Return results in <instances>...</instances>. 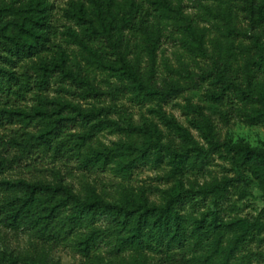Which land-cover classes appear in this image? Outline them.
Masks as SVG:
<instances>
[{
	"label": "trees",
	"instance_id": "1",
	"mask_svg": "<svg viewBox=\"0 0 264 264\" xmlns=\"http://www.w3.org/2000/svg\"><path fill=\"white\" fill-rule=\"evenodd\" d=\"M201 1L207 2H199L202 13L193 16L180 0H69L61 10L69 23L63 34L81 49L86 62L81 67L51 43L56 29L51 0H0V128L21 125L8 141L0 136V144L18 149L12 157L0 152V226L23 230L48 245L69 244L81 258L78 264H151L154 254L175 248L192 252L193 264H231L264 233V209L253 220L226 223L218 210L199 217L184 212L185 200L194 197L211 198L217 208L229 200L230 190L244 199L247 176L264 189V148L221 140L201 108L188 107L206 149L165 116L181 145L163 144L147 127H130L125 130L127 140L92 148L88 142L95 133L121 130L108 117L112 106L83 109L61 95L53 100L47 96L51 85L58 84L59 94L97 100L104 93L90 76V70H96L116 79L113 86L106 81L112 100L127 92L138 104H162L187 89L203 87L209 103L226 106L245 125L264 128V0ZM237 12L247 27L237 24ZM215 20L218 37L211 38L208 28L199 24ZM164 39L178 42L196 65V70L186 66L182 74L164 64L166 75H186L189 86L171 77L158 79ZM198 58L208 62L198 63ZM74 125L83 132L66 133ZM30 126L37 129L28 130ZM135 134L140 141L133 140ZM69 143L75 146L80 168L112 170L123 180L139 165L161 163L164 151L174 175L200 172L217 156L233 164L236 177L180 190L160 204L149 203L144 191L134 193L123 185L114 201H106L89 184L76 191L59 171H51L53 181L1 177L19 162H36L34 156L40 153H62ZM45 255L27 256L22 262L48 264ZM0 264L19 260L2 255Z\"/></svg>",
	"mask_w": 264,
	"mask_h": 264
},
{
	"label": "rangeland",
	"instance_id": "2",
	"mask_svg": "<svg viewBox=\"0 0 264 264\" xmlns=\"http://www.w3.org/2000/svg\"><path fill=\"white\" fill-rule=\"evenodd\" d=\"M69 0H51L54 6L53 23L56 26L55 32L51 37L52 45H59L68 54L70 59L81 66L86 67V62L83 60L81 49L74 45L63 33L64 25L69 23L62 19L61 10L66 7ZM184 6L186 13L190 15H198L201 12L199 2L206 4L201 0H180ZM236 12V9L233 8ZM238 13L239 26L247 27V21ZM216 21L202 22L199 25L208 28L210 37H218L215 24ZM222 23V22H219ZM239 42L236 40L234 45L237 48ZM211 52L212 47L209 42L206 44ZM236 52H238L236 50ZM198 63H207L208 60L198 58ZM168 64L173 70H180L184 74L183 69L186 66L196 70V65L192 62L191 56L187 53L178 42L171 39H164L161 50L158 55V79L163 77H171L180 82L185 87L189 86V81L185 79L186 75H166L164 64ZM90 76L95 79L96 86L101 90L102 95L97 100H89L87 102L79 100L78 97L57 93L58 84H52L47 92L49 100L56 99L60 95L62 100L70 101L75 105H79L83 109H89L92 106H112L108 117L116 122L121 130L114 127L106 128L95 133L93 138L89 140V146L92 148L111 147L113 144L127 140L125 130L130 127H147L153 138L159 135L163 144H182V141L176 133L169 128L164 121V116L173 118L182 128L188 130L193 140L200 146L207 148L202 139L201 132L195 128L193 118L195 114L188 108L189 105L199 107L205 115H210L215 129L218 132L221 140L231 143H245L253 148H264V128L259 125L248 126L243 124L233 113L228 112L226 106H215L209 103L205 98V90L203 87L196 89H187L180 96L169 99L166 103L146 102L138 104L131 94L123 92L119 94L116 100H112V96L108 95L109 86H113L116 79L109 74H104L100 71L90 70ZM109 81L112 84H106ZM26 105L31 107L32 102ZM52 107L51 109H54ZM228 112V114H227ZM221 114H225L223 117ZM195 119V118H194ZM21 127L20 124L5 125L4 129L0 128V136L8 141L14 135V130ZM37 128L30 126L28 130L35 131ZM83 132L78 125L67 127L66 133L75 134ZM133 140L140 141L137 134L133 136ZM71 149V151H70ZM17 148L3 146L0 144V152L2 155L13 156L18 153ZM76 152L73 143L66 145L62 153L55 154L40 153L36 157V162L22 161L12 166L1 177L6 179H41L53 181V171H59L65 180L69 182L76 191L82 190L84 184H89L97 194L101 195L106 201H114L117 198L119 186L123 185L126 188L132 189L134 193L144 191L149 203H163L164 198L168 195L176 196L180 190L194 189L209 185L214 181H220L223 177L235 178L236 171L233 164L228 160H221L214 156L209 166L205 167L200 172L189 170L182 176L174 175L166 157V152H163L164 159L159 164H142L133 170L131 176L127 180H123L112 170H93L87 171L79 167L78 158L74 156ZM247 178V187L245 188V197L240 200L235 193L230 190L229 200L222 203L217 208L211 198L202 200L200 197L185 200L184 212H188L199 217L202 213H216L226 223L234 218L249 220L255 219L264 209V189L252 180ZM211 221L208 217L207 222ZM105 222L102 221V225ZM35 243H38L36 246ZM103 253L106 248L102 247ZM44 257L47 258L48 264H78L81 258L76 254L73 248L66 243H57L48 245L46 242L35 240L29 233L21 230L18 232L12 231L9 228L0 226V262L2 255L6 257H17L19 264H23L24 257ZM106 255V254H104ZM192 252L186 249H172L163 254H154L150 260L151 264H193L191 262ZM105 263V262H104ZM264 264V233L254 239L247 245L246 250L237 254L236 258L231 261V264Z\"/></svg>",
	"mask_w": 264,
	"mask_h": 264
}]
</instances>
